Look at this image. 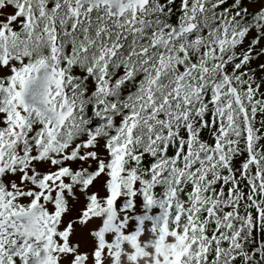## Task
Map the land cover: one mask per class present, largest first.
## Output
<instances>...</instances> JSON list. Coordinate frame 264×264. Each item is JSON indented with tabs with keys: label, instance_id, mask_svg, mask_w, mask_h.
<instances>
[{
	"label": "snow or ice",
	"instance_id": "obj_1",
	"mask_svg": "<svg viewBox=\"0 0 264 264\" xmlns=\"http://www.w3.org/2000/svg\"><path fill=\"white\" fill-rule=\"evenodd\" d=\"M0 264H264V0H0Z\"/></svg>",
	"mask_w": 264,
	"mask_h": 264
}]
</instances>
